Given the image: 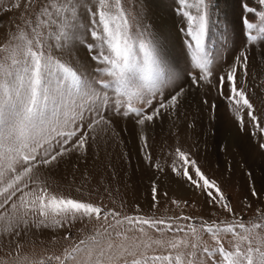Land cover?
Returning a JSON list of instances; mask_svg holds the SVG:
<instances>
[{"label": "rangeland", "instance_id": "1", "mask_svg": "<svg viewBox=\"0 0 264 264\" xmlns=\"http://www.w3.org/2000/svg\"><path fill=\"white\" fill-rule=\"evenodd\" d=\"M47 2L36 0L30 10H25L23 0H0V45L6 44L17 33V25L31 37V28L36 26L39 9ZM75 2L78 10L77 26L70 30L71 38L65 47L58 48L55 38L49 36V32L57 31L59 20L57 24L41 27L40 31L47 37V43L52 45L53 56L70 62L91 79L97 77L96 69L100 66L92 58L95 53L88 48L89 44L94 43L89 30L92 26L90 13L96 10V0ZM15 3H19L20 7H14ZM245 4L258 11L264 10L259 0H208L209 22L204 52L210 61V75L205 80V73L195 67L192 61L190 37L185 31L187 18L177 11L179 0H123V6L133 23L132 30L136 31L137 23L149 29L158 42L167 69L174 73L172 80L158 84L152 96L145 95V100H151L150 105L133 101V106L144 109L147 114H152L161 103L165 104V108L160 109L159 115L154 116L152 121H145L143 125L137 123L142 116L131 113L125 116L108 108L102 114L105 121L110 123L101 122L95 130L87 127L92 116L86 115L81 129L88 135L86 150H73L58 157L57 162L51 165L39 166L32 173L33 178L39 176L46 179L49 191L53 193L92 202L105 211L118 212L120 215L115 219L139 216L163 219L172 225L171 230L162 232L143 225V233L138 227L132 228L127 221L110 228L111 240L114 242L111 250L106 246L107 234L97 236L105 250L101 258L104 264H123V259H119L121 244L128 249L123 254L128 261L145 256L184 254L186 264L187 252L191 248H185L181 243L178 248L172 249L168 246L169 242L180 240L188 241L189 244L216 246V241L201 228L199 218L210 223H219L221 220L231 222L234 214L236 218H243L246 225L249 221L264 223L261 219L264 216V37L250 42L247 38L249 30L242 18L247 17L257 25V29L251 30L252 35L258 34V28L264 22L258 15L245 11ZM188 10L196 14L194 8ZM25 20H30L31 26L26 25ZM60 43L65 42L61 40ZM245 55L246 73L243 68ZM233 66L237 68V87L244 90L253 106L251 110L244 107L241 111L242 126L233 111L236 107L234 102L228 99L230 90L227 82L222 89L219 87V77H226ZM102 78L110 79L108 76ZM107 91L113 99H123L118 97L115 88ZM173 95L177 97L174 106L170 103ZM250 112L257 117L256 121L251 120ZM230 131L240 137V142L230 138ZM79 135L80 131L77 136L70 138L65 147H71ZM56 147L59 148L58 145ZM176 149L185 152L189 160L195 161V166L187 164L184 167L193 179L199 181V187L192 185L183 175V160ZM196 167L210 181L216 182L232 213L210 202L207 192L211 191L217 200L219 193L215 189L204 188L195 172ZM153 188L156 189L155 193ZM253 191L256 195H253ZM20 194L18 192L17 197ZM183 217L193 219L185 220ZM63 223L64 227H36L30 214L27 227L21 225L18 236L15 232L0 234V264H39L42 259L47 264L48 257L63 258L65 249L70 251L80 239L95 234L96 229L103 233L104 227L114 224L115 220L111 216L107 222L78 217ZM189 225L197 229L199 240ZM157 227L163 229L164 225ZM177 227L184 230L177 232ZM237 231L241 236L249 235L255 246V233ZM117 232L121 235L117 236ZM66 235L70 238L65 239ZM261 235L264 236V231H261ZM219 239L229 250L232 248L229 241L240 243L242 248L247 246L246 241H239L230 233H221ZM157 240L164 243H154ZM145 243L151 246L145 247ZM86 251L76 253V258L66 261V264H83L87 258ZM99 251V248L95 249V253ZM129 252L135 255L130 256ZM109 257L113 259L109 260ZM51 264L57 262L53 260Z\"/></svg>", "mask_w": 264, "mask_h": 264}, {"label": "snow or ice", "instance_id": "2", "mask_svg": "<svg viewBox=\"0 0 264 264\" xmlns=\"http://www.w3.org/2000/svg\"><path fill=\"white\" fill-rule=\"evenodd\" d=\"M259 2L260 5H264V0ZM23 3L25 10H30L36 4V0H23ZM14 7L19 8L20 4L15 3ZM243 7L248 13L258 15L264 22V10L258 11L257 8L249 7L247 4ZM189 8H194L196 14L188 10ZM177 11L187 18L185 31L190 37L189 47L192 49L193 64L205 73L203 79L207 80L210 75L208 69L210 61L204 52V40L209 22L208 0H193L192 3L190 0H179ZM77 16L75 0H48L39 9L36 26L31 28V37L27 31L17 25V33L6 44L0 45V53H4L0 55V234L15 232L18 236L20 226L27 227L30 214L32 223L36 227H64L63 222L78 217L103 219L107 222L111 216L115 220L114 224L104 227L103 233L100 229H96L95 234L80 239L70 251L65 249L63 258L48 257L47 264H51L53 260L57 264H66V261L76 258V253L85 249L87 258L83 264H93V255L98 248L100 251L95 253L94 264H104L101 258L105 250L101 247L97 236L107 234L106 246L111 250L114 242L111 240L112 234L109 229L122 225L124 221H127L132 228L138 227L142 233L145 231L143 225L161 232L172 229V225L163 219L155 220L139 216L115 219L120 215L118 212L105 211L92 202L53 193L49 191L46 179L32 176L34 169L39 166L51 165L57 162L58 157L73 150H86L88 135L81 131L86 115L92 116L87 127L93 130L101 122L110 123L105 121L102 114L108 108H113L125 116L130 113L142 116L137 120L140 125L145 124V121H152L154 116L159 115L160 109L165 108V104L161 103L152 114H147L144 109L134 107L133 101H143L146 105H150L151 100H145V95L152 96L158 84L174 78V73L167 69L158 42L149 29L137 23L136 31L132 30L133 23L123 6V0H96V10L90 13L92 26L89 31L94 43L89 44L88 48L95 53L92 58L100 65L96 69L97 77L90 79L86 73L73 67L70 62L53 56L52 45L47 43V37H44L40 31L41 27L57 24L59 20L57 31L49 32V36L55 38L58 48H62L71 38L70 30L77 26ZM242 21L249 30L247 38L250 42L264 37V23L258 28V34L252 35L251 30L257 29V25L250 22L247 17H243ZM31 23L30 20H25L26 25L31 26ZM13 40L19 42L12 43ZM61 40L65 43L61 44ZM239 59L238 57L237 60ZM243 68L246 73V55L243 59ZM236 72L237 68L233 66L226 77L220 76L219 87L222 89L227 82L230 90L228 99L234 102L236 107L233 111L242 126L241 111L244 107L251 110L253 106L244 90L237 87ZM104 76L110 79L105 80L102 78ZM110 88H115L118 97L123 99L110 97L107 91ZM176 102L177 97L173 95L170 103L174 106ZM249 114L251 115V112ZM251 120L256 121L257 117L251 115ZM78 131L80 135L76 142L71 147H65L69 144L70 138L77 136ZM176 152L183 160V175L192 185L199 187V181L193 179L184 167L187 164L195 166V161L189 160L188 155L179 149H176ZM195 172L202 180L204 188H212L219 193L217 200L211 191L207 192L210 202L232 213L216 182L205 177L198 167L195 168ZM18 192L21 194L17 197ZM155 192L156 189L153 188V193ZM253 195H256L254 191ZM233 216L231 222L221 220L219 223L216 221L210 223L199 218L201 228L216 241L215 247L206 244H189L188 241L180 240L169 242L168 246L176 249L182 243L185 248L190 247L186 264H209V261L211 264H264V236L261 235V231H264V223L249 221L246 225L243 218H236L234 214ZM183 219L193 218L183 217ZM261 219L264 220V216ZM158 225H164V228H158ZM189 228L199 240L197 229L192 225H189ZM237 229L248 234L255 233V246L249 235L241 236ZM183 230L181 227L175 229L177 232ZM221 233H230L239 241H246L247 246L242 248L240 243L229 241L232 245L229 250L219 239ZM116 235L119 236L121 233L117 232ZM64 238L69 239L70 236L66 235ZM154 243L162 245L164 242L157 240ZM150 246L145 243V247ZM119 247L122 249L119 259H123V264H149L150 261L152 264L156 262L185 264L184 254L145 256L128 261L123 255L128 252L127 247L123 244ZM128 255L135 254L129 252ZM112 259L109 257V260ZM39 264H46V261L42 259Z\"/></svg>", "mask_w": 264, "mask_h": 264}, {"label": "bare ground", "instance_id": "3", "mask_svg": "<svg viewBox=\"0 0 264 264\" xmlns=\"http://www.w3.org/2000/svg\"><path fill=\"white\" fill-rule=\"evenodd\" d=\"M224 131H225V130H224ZM224 131H223V134L225 133ZM230 132H231V133H230V138H232L235 142H237V140H238V142H240V140H241L240 137H239L238 135L235 136V135H234V132H232V131H230ZM229 140H230V139H229ZM233 140H232V141H233ZM245 146H246V145H245Z\"/></svg>", "mask_w": 264, "mask_h": 264}]
</instances>
